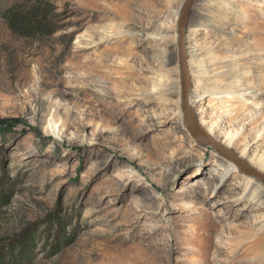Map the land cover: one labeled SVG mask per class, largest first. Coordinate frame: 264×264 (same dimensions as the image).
I'll use <instances>...</instances> for the list:
<instances>
[{
    "label": "rangeland",
    "instance_id": "rangeland-1",
    "mask_svg": "<svg viewBox=\"0 0 264 264\" xmlns=\"http://www.w3.org/2000/svg\"><path fill=\"white\" fill-rule=\"evenodd\" d=\"M34 1L0 0L3 264H264V184L176 122L185 0H41L55 31L15 35ZM189 37L198 126L264 174V0H194Z\"/></svg>",
    "mask_w": 264,
    "mask_h": 264
},
{
    "label": "water",
    "instance_id": "water-1",
    "mask_svg": "<svg viewBox=\"0 0 264 264\" xmlns=\"http://www.w3.org/2000/svg\"><path fill=\"white\" fill-rule=\"evenodd\" d=\"M194 0H185L180 11L179 23H178V40L180 47V72H181V105L184 115V125L188 132L192 135L197 133L204 136L206 141L213 145L215 151L222 156L227 157L233 163H235L241 170L256 176L264 184V174L248 165L245 161L241 160L232 151L224 148L217 141L213 140L212 137L200 126H198L192 109L189 107L188 94L190 90L189 73L186 63V55L184 52V30L187 22L190 7Z\"/></svg>",
    "mask_w": 264,
    "mask_h": 264
},
{
    "label": "trees",
    "instance_id": "trees-1",
    "mask_svg": "<svg viewBox=\"0 0 264 264\" xmlns=\"http://www.w3.org/2000/svg\"><path fill=\"white\" fill-rule=\"evenodd\" d=\"M2 15L9 30L20 37L46 36L55 31L48 27L52 16L47 4L41 0L19 3ZM0 264H3L2 258Z\"/></svg>",
    "mask_w": 264,
    "mask_h": 264
},
{
    "label": "bare ground",
    "instance_id": "bare-ground-1",
    "mask_svg": "<svg viewBox=\"0 0 264 264\" xmlns=\"http://www.w3.org/2000/svg\"><path fill=\"white\" fill-rule=\"evenodd\" d=\"M203 3H204V0H201ZM199 25H201V26H204V22L203 21H200L199 23H194L193 24V29H197V26H199ZM229 33H232V32H229ZM193 37H189L185 42H186V44H185V47H184V50H186V54L188 53V49L189 48H191L192 46H196V47H194V50H198L199 48H198V45H200V42L198 41V40H196L195 42H194V44H192V42H193ZM196 51H191V52H189L187 55H189V56H192V55H195V54H197L196 53ZM199 53V52H198ZM201 53V52H200ZM186 63H187V68H188V73H189V79H191L193 76H196L197 75V72H195V66H194V63L192 62V60H191V58L190 57H188V58H186ZM197 70V69H196ZM209 75H212L211 73H209ZM245 92H249V91H245ZM184 121H185V119H184V115H183V113L182 112H180L179 111V106H178V113H177V115H176V122H179V123H182V124H184ZM203 137V136H202ZM204 138V137H203ZM224 161H226V160H228V158L227 157H225L224 156V159H223ZM230 160V159H229ZM260 163V167H263L264 168V161H260L259 162ZM243 172H245V173H247L246 171H243ZM258 180V179H257ZM256 181V180H255ZM254 181V182H255ZM258 181H260V180H258ZM258 181H256V182H258ZM263 188V187H262ZM264 191V190H263Z\"/></svg>",
    "mask_w": 264,
    "mask_h": 264
}]
</instances>
